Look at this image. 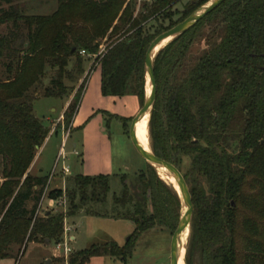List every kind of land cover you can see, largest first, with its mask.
<instances>
[{
  "label": "trees",
  "instance_id": "obj_1",
  "mask_svg": "<svg viewBox=\"0 0 264 264\" xmlns=\"http://www.w3.org/2000/svg\"><path fill=\"white\" fill-rule=\"evenodd\" d=\"M25 1L0 0V26L7 27L0 34V261L29 242L60 241L63 213H38L45 191L49 200L64 193L73 216L87 203L102 201L109 189L101 174H77L64 192L47 189V175L28 171L48 135L32 102L67 97L64 80H71L73 71L85 73L79 51L96 54L105 41L95 59L101 94L134 95L142 107L146 49L205 0L187 3L181 12L172 10L180 0H152L137 12L132 0H56L52 13L38 15L26 12ZM203 29L206 47L190 59ZM152 69L150 150L179 170L183 158L189 160L182 175L193 211L184 264H264V0H224L161 48ZM47 71L54 73L42 87ZM87 77L62 114L64 129L72 123ZM145 169L131 189L121 176L120 202L134 206L122 216L134 225L125 244L77 250L67 264L94 257L124 262L144 231L161 227L172 236L179 221L177 192L148 163Z\"/></svg>",
  "mask_w": 264,
  "mask_h": 264
},
{
  "label": "rangeland",
  "instance_id": "obj_2",
  "mask_svg": "<svg viewBox=\"0 0 264 264\" xmlns=\"http://www.w3.org/2000/svg\"><path fill=\"white\" fill-rule=\"evenodd\" d=\"M132 1L136 4L137 12L144 3L149 5L152 0ZM195 1L198 0H180L174 5L172 10L181 12L187 7V3ZM208 1L210 0H205L202 5L208 3ZM55 3L56 0H26V12L28 14L37 15L50 14L56 7ZM202 5L198 8H201ZM178 15L179 14L174 13L171 19L176 20ZM157 22L163 23V25H167L169 23L167 19H159ZM157 22L154 21L152 24L155 26ZM6 29V25L0 26V34L5 33ZM153 30L154 29H152V31ZM205 33V29H203L201 34L202 36L190 49V59H193L196 55L200 54L206 47ZM104 44L105 41L102 42V47ZM85 60L84 69L87 74L84 73L81 76L72 70L73 78L71 80H64V85L68 92L67 97L61 98L60 100L58 98L40 97V99H36L32 102L34 115L44 123L48 129V133L52 131L51 127L53 125H55V128H62L63 122L61 120V123L58 122L50 126V123L54 122H47V118L51 116L50 118L55 119L59 113L58 110L57 114L54 115L51 113L50 109L53 107L57 108L59 102L62 104L70 97L72 98L75 92L79 89V86L86 75L89 77L97 75L98 71L94 73L92 70L95 60H92V58L89 57L85 58ZM88 61L92 62L90 67V63H87ZM69 70H71L70 67ZM2 71V62L0 61V80L4 79ZM47 72L46 77L42 80V87L49 83V77L54 73L53 71ZM40 94H42V89L38 95ZM103 127L106 129L104 136H102L103 139L101 138L100 140L97 135L90 133V135L85 136L86 138L82 143L85 145L84 149H82V144H80V134L75 136L71 134V125L68 129H64L63 127V137L67 136V139L63 142L62 135H60L59 132L57 135H49L47 137V143H45L41 152L40 162H42L43 174L47 175L48 179L49 174L51 173L52 165L54 162H57V167L55 169L57 173L48 183V188L61 187L65 190L68 185L67 180L73 178L77 174L91 177L102 174L108 178L109 189L105 198L100 202L92 201L87 203L82 210H76L73 216L68 215L66 197L64 205L61 203L55 204L50 201L46 195L42 196L39 204V215H43L45 212L59 214L60 212L63 213L64 210L66 211L64 214L66 217L63 219L64 221L60 237L62 238L64 234V226H70L71 230L68 232V236L71 235L75 237V240L71 241L70 244V247L72 248L71 255L75 254L77 250L88 249L93 245H101L110 242H115L118 246H123L126 238L134 229V225L129 219L122 218V216L132 212L134 206L133 203L129 201H126L125 203L120 202L124 190V186L121 182V176L126 175V185L131 189V186L135 183V176L140 171L146 170V162L138 154V152L135 151L128 136L124 133L122 134L121 124L115 120H111L104 123ZM74 142L77 143L75 148L72 147ZM62 161H64L65 165L69 167V175H62L60 171ZM188 164L189 160L187 158H183L182 163L179 166L181 173L186 172ZM30 173L38 175L35 171ZM86 210H89V213H86ZM171 237V234H169V232L164 228L157 227L149 229L141 234L135 243L132 255L124 262L115 257H94L86 264H168L167 262L170 259L169 248ZM53 243L56 242H29L27 243V246H23L21 251L13 252L14 256L11 257V259L1 260L0 264H45L46 260H49V264H67L69 257L66 259L63 256L54 257L51 254V246Z\"/></svg>",
  "mask_w": 264,
  "mask_h": 264
},
{
  "label": "water",
  "instance_id": "obj_3",
  "mask_svg": "<svg viewBox=\"0 0 264 264\" xmlns=\"http://www.w3.org/2000/svg\"><path fill=\"white\" fill-rule=\"evenodd\" d=\"M223 2L224 0L208 1V3L202 5L201 8H198L197 10L189 14L182 22H179L176 25L170 27V29L156 35L154 40L149 44L148 48L145 51L146 54L144 59L146 90L143 100V106L139 109V112L135 115V117L132 118L133 120L131 121L128 129V136H130V140L135 151L138 152V154L145 160L146 163L155 168L156 171L157 167L164 169L173 178V180H175L176 184H178L179 189L176 192L180 201L178 216L179 221L171 237L169 248V264H178L182 252L181 249H185V245L189 236L190 223L192 220V200L190 198L188 186L185 183L181 171L164 159L155 156L150 149L144 148L135 136V128L144 115L150 114V111L155 104L154 101L156 96V86L152 65L157 52L165 45L160 49H157V46L165 40H172L178 35L186 32L188 29L201 21L205 15L218 8L219 5ZM45 264H49V260H46Z\"/></svg>",
  "mask_w": 264,
  "mask_h": 264
},
{
  "label": "crops",
  "instance_id": "obj_4",
  "mask_svg": "<svg viewBox=\"0 0 264 264\" xmlns=\"http://www.w3.org/2000/svg\"><path fill=\"white\" fill-rule=\"evenodd\" d=\"M87 63H90L89 67L92 64L91 61H88ZM92 70L94 71V73L98 71L97 66H93ZM85 73L87 74L86 71ZM83 88L84 90L82 92L81 98L78 103L79 107L76 113L74 114L72 123H71V130H72L71 134H73L74 136L80 134V137H81L80 144L84 142L86 138L85 136L90 135V133H93V135L94 134L97 135L100 140L101 138L103 139L102 136H104L105 131H106L103 125L107 121L109 122L111 120H115L119 124H121L122 134L124 133L126 136H128V129H129L131 121L133 120L132 118L135 117V115L139 112V109L141 108L140 103L138 102V99L134 95H130V94L122 95V97L111 96V95L103 96L101 94V87H100V71H98L97 75H93V77L88 76L87 81ZM72 98L70 97L65 103H62V104L59 102L57 108L53 107L50 109L51 113L54 115H56L57 111L59 110V113L57 117H55V119L50 118L51 116L47 118V122H54V123H50V126H52V124L62 122L60 117L62 116L66 108L68 107V104L70 103ZM117 119L125 120L126 126H124ZM51 128H52L51 129L52 131L48 133L47 137L52 134L57 135L58 132L60 135L64 133L63 132V122H62V128L60 129L58 128L56 132L53 131L55 129V125H53ZM47 137H46L45 142L41 146V148L37 149V153L35 154L36 155L35 159L33 160L32 164L30 165L28 169L29 172L35 171L38 175L43 174V167H42V162H40V158H41L42 149L44 148L45 143H47V140H48ZM128 138L130 139V136H128ZM76 146H77V143L74 142L72 147L75 148ZM84 146L85 145L82 144V149L85 148ZM54 164L52 165L51 170L53 169ZM0 181H1V178H0ZM52 188L59 189L61 187H52ZM70 237L73 238L72 241L75 240V237L71 235ZM167 263L169 264V261Z\"/></svg>",
  "mask_w": 264,
  "mask_h": 264
},
{
  "label": "built area",
  "instance_id": "obj_5",
  "mask_svg": "<svg viewBox=\"0 0 264 264\" xmlns=\"http://www.w3.org/2000/svg\"><path fill=\"white\" fill-rule=\"evenodd\" d=\"M103 52H104V47H101L96 54L87 53L84 50L79 51V54L84 56L85 58L89 57V58H92V60H95V59H97V57L101 56L103 54ZM94 66H95V64H94ZM60 118L62 120V116ZM62 138H63V142H64L67 139V136L63 137V134H62ZM63 160H64V158H63ZM56 167H57V162H55L54 167L51 170L52 172L49 174V179L47 181V187H46L47 189H48V183L52 180V178L54 177V175L56 173V171H55ZM60 171H61L63 176L70 174L69 167L65 165L64 161H62V163H61ZM62 190L64 192L63 188H62ZM45 192L43 195H45ZM50 201H52L55 204L61 203V204L65 205V194L63 193L57 200H50ZM65 213H66V211L64 210L63 215ZM65 217L66 216L64 215L63 219H65ZM70 230H71L70 226H67V225L64 226V234H63L62 238L60 239V241L52 244L51 254L54 257L63 256L67 259L72 254V248L70 247V244H71V241L73 240V238L68 236V232H70Z\"/></svg>",
  "mask_w": 264,
  "mask_h": 264
},
{
  "label": "bare ground",
  "instance_id": "obj_6",
  "mask_svg": "<svg viewBox=\"0 0 264 264\" xmlns=\"http://www.w3.org/2000/svg\"><path fill=\"white\" fill-rule=\"evenodd\" d=\"M169 41L170 40L163 41L157 46V49H160L161 47L169 43ZM148 116H149L148 114L144 115L141 118L140 122H138L135 128V136L137 137L139 143L146 149H149V135H148V129H147L148 120H149ZM157 174L161 180H163L166 184H168L173 189H175V191H178L179 189L178 184H176L175 180H173V178L164 169L157 167ZM181 250L182 252H181V256L178 261V264H184L182 260H183L185 251L183 249Z\"/></svg>",
  "mask_w": 264,
  "mask_h": 264
},
{
  "label": "flooded vegetation",
  "instance_id": "obj_7",
  "mask_svg": "<svg viewBox=\"0 0 264 264\" xmlns=\"http://www.w3.org/2000/svg\"><path fill=\"white\" fill-rule=\"evenodd\" d=\"M169 263H170V259H169Z\"/></svg>",
  "mask_w": 264,
  "mask_h": 264
}]
</instances>
